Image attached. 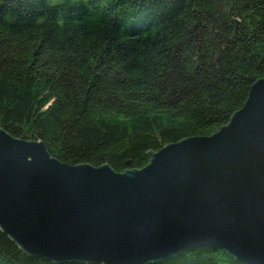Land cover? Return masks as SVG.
Listing matches in <instances>:
<instances>
[{
    "label": "trees",
    "instance_id": "1",
    "mask_svg": "<svg viewBox=\"0 0 264 264\" xmlns=\"http://www.w3.org/2000/svg\"><path fill=\"white\" fill-rule=\"evenodd\" d=\"M263 77L264 0H0V127L63 163L141 168ZM0 264L56 263L0 230ZM154 264L249 263L201 246Z\"/></svg>",
    "mask_w": 264,
    "mask_h": 264
},
{
    "label": "water",
    "instance_id": "2",
    "mask_svg": "<svg viewBox=\"0 0 264 264\" xmlns=\"http://www.w3.org/2000/svg\"><path fill=\"white\" fill-rule=\"evenodd\" d=\"M247 95L215 133L121 172L63 163L0 127V230L56 264H154L201 246L264 264V77Z\"/></svg>",
    "mask_w": 264,
    "mask_h": 264
}]
</instances>
